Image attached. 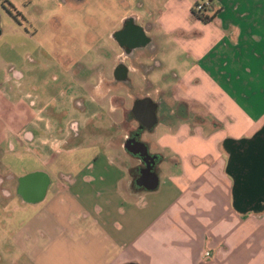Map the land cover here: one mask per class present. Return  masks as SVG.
Returning <instances> with one entry per match:
<instances>
[{
    "label": "crops",
    "instance_id": "0c3cea01",
    "mask_svg": "<svg viewBox=\"0 0 264 264\" xmlns=\"http://www.w3.org/2000/svg\"><path fill=\"white\" fill-rule=\"evenodd\" d=\"M52 1L45 0L47 6ZM131 1L130 11L153 44L145 59L136 58L152 66L150 95L168 97L174 89L175 100L190 104L194 114L176 116L167 102L162 130L141 134L149 153L161 158L154 190L130 188V169L140 164L123 147L125 130L80 167L69 160L68 173L51 167L79 150L70 145L85 120L66 116L64 88L45 101L32 96L27 88L34 77L16 67L23 60L14 52L17 40L35 45L34 28H26L21 15L32 22L29 9L37 0H0V165L8 150L19 155L25 147L37 163L29 174H38L26 183L14 178L13 190L0 174V198L7 199L0 200V211L20 197L22 210L32 212L17 236L21 257L25 264H264V206H234V185L241 200L259 199L242 188L255 184L248 176L254 165L240 155L264 127V0H209L201 13L194 5L202 0ZM8 36L15 40L11 46ZM161 40L178 52L171 66ZM52 43L53 64L64 79L65 40ZM90 50L97 53L99 45ZM156 68L162 74L153 79ZM83 70L70 80L90 101H107L111 125L123 123L126 108L110 91L119 85L88 83L104 75L98 64L88 70H94L92 80Z\"/></svg>",
    "mask_w": 264,
    "mask_h": 264
},
{
    "label": "rangeland",
    "instance_id": "374dc122",
    "mask_svg": "<svg viewBox=\"0 0 264 264\" xmlns=\"http://www.w3.org/2000/svg\"><path fill=\"white\" fill-rule=\"evenodd\" d=\"M125 5L127 9L129 7H134V3L131 0H124ZM139 2H137V5ZM57 7L60 5L64 7L63 2H59L56 0ZM47 3H44L43 7H46ZM50 6V5H49ZM42 8V7H41ZM139 9V8H138ZM126 9L123 8V6L120 8V11H125ZM29 11H31V14H34V8H30ZM41 22H44V18L41 19ZM40 22V23H41ZM24 26L28 29H32L30 22H22ZM39 23V24H40ZM68 23L70 25H76L74 21L68 20ZM46 24L44 23V26H42L43 29H45ZM82 28V26H80ZM104 28V27H103ZM109 29V28H108ZM107 30V27L104 28V31ZM8 46H11V44L15 41L12 37H6ZM36 42L38 43L39 48L42 52H45L44 50H48L49 48V42L47 41V38H42L39 36H36L35 38V45L34 43L30 42L28 39L19 38L17 40V44L15 47V54H18V60H22V65L18 64L19 66H16L24 75L25 78L28 76L34 77V81L29 82V87L27 88L28 91L31 93L32 96L36 95L38 99L41 101H45L48 98H51L53 94L59 90V89H66L67 94L66 96H62L67 101L66 104V116H68V119H74L79 122L82 120H85L82 125H79V138L75 139L73 141L74 144L70 146H77L79 147V150L76 151L74 154L67 157L66 159L63 158V156L58 157L57 161L53 166H51L53 169H56L57 171H60L62 173H68V160L73 164L74 167H80L82 164H85L91 157L94 156L97 150L104 148V144L109 140H114L118 135H121V130H125V132L128 130V128H134L136 126V122L127 119L126 114L124 115V122L120 124H114L112 123V118L110 116L109 111V104L96 101H90V96L87 95L84 90L72 79L73 73L76 71L75 66L79 64L83 65V72L87 71L92 67V65H102V55L99 53H96V51H90V48L92 45L98 44L100 51L102 49H113L118 50L119 48L115 45L114 41L110 38L104 40V41H93V42H85L83 40H73L72 38H68V50H82L84 53V56H74L75 51L72 54V57L68 54V87L66 85V78L63 79V75H61V72H59V67H56L54 64H50L49 60L52 59V55L49 56V53L46 54V60H43L39 53H37L36 50ZM165 46L166 48L164 50H168L170 57V66L174 63H176V59L178 56L177 50L174 49V46H169L167 48V45H165L162 40L160 41V45ZM44 49V50H43ZM9 52H13V50L10 49ZM48 52V51H47ZM102 54L104 55V52L102 51ZM159 58L162 59V52L159 53ZM72 61V63H71ZM73 61H76L78 63L73 64ZM115 61L114 57H105L104 59V76L108 79H112V66L113 62ZM127 62V61H126ZM26 66L32 67L33 72L30 70H25L21 67ZM136 70V69H133ZM94 71V70H93ZM93 71L88 72L89 74ZM138 71V69H137ZM154 78L159 77V75L162 74V70H158L156 68L154 72ZM92 75V80L95 78V75ZM139 72L134 73L131 72V69H129V78L133 81L134 84H136L137 88H132L129 86L128 83L122 82L115 85H110L109 87H114L119 85L115 88H110V91H114L115 98L114 101L119 103V108L122 110L123 107H125L127 110L131 106L132 97H135L137 95L141 94L142 89V80L139 76ZM74 77V76H73ZM56 78V79H55ZM99 79V78H98ZM168 79L171 81V76L168 77ZM156 81L154 80V83ZM66 86V87H65ZM71 97L75 98L74 103L70 100ZM152 98H155V95H151ZM62 99V98H60ZM81 103L82 106L80 107L78 104ZM75 104L77 106H75ZM125 109L126 113L128 111ZM121 110L120 114H121ZM195 110V109H193ZM115 117L119 118L118 114H115ZM162 120V116L159 118ZM79 124V123H78ZM161 122L159 121L152 131H158L162 130ZM101 132L98 134V132ZM97 132V133H96ZM120 138V136H119ZM17 153V152H16ZM18 154L12 153L8 150L7 153H5L3 157V161L0 165V174L3 177H7L8 179V185L9 190H13L14 188V182L15 179H22L26 177L31 169L37 166L36 161L32 158V154L29 150H27L25 147L19 148ZM66 164V167L63 166V169L61 168L58 170L60 165ZM33 171V170H32ZM27 172V174H22ZM59 173V172H57ZM161 177V173H160ZM14 194V192H13ZM1 202L7 201L5 198H0ZM20 197H17L15 203L10 202L9 209L5 211H0V264H25L26 260L21 257V251L18 248L17 245V236L19 231L21 230V227L23 223L30 218L31 211L30 210H22L23 202L20 201ZM10 201V200H9ZM14 204L19 206V210L15 211L13 210Z\"/></svg>",
    "mask_w": 264,
    "mask_h": 264
},
{
    "label": "flooded vegetation",
    "instance_id": "af4514ba",
    "mask_svg": "<svg viewBox=\"0 0 264 264\" xmlns=\"http://www.w3.org/2000/svg\"><path fill=\"white\" fill-rule=\"evenodd\" d=\"M64 3V7L58 6L56 0L50 2V6L43 7L45 0H37V3L34 6L33 20L27 18L25 15H21L22 22H30L34 28L35 36L42 38H47V41L50 43L48 50L42 52L39 48V53L43 60H46V54L49 53L51 56V49L54 41L65 40V70H66V85L68 87V54L72 57L75 50H68V38L73 40H83L85 44L93 41H104L108 38L112 39L115 45L119 48L118 50L113 49H102L97 51L99 55H102V65H98V68L101 69V74L104 71V59L105 57H114L115 61L112 66V79L106 78L104 75H100L99 79H94L88 81V83L97 84L102 87H109L110 85H115L118 83H128L130 87L137 88L136 84L129 78V69L130 66L136 67L139 72V76L142 82L141 94L135 97H132L131 106L128 109L126 115L127 119L134 120L136 122L135 128H128L127 138H136L139 141L141 140V134L150 129L142 128L140 129V123L135 119L134 113L132 112L133 103L138 98L151 97L150 95V84L147 79V74L152 68L151 65L145 64L144 60L140 63L136 62L137 55L142 59H145V55L149 53L152 49L153 44L152 40L148 37L142 35L144 32L145 26L137 23V17L134 13L127 9L124 0H57ZM123 6L125 11H120V8ZM42 7V8H41ZM44 18V22H41V19ZM68 20H72L76 25H70ZM41 22V23H40ZM40 23V24H39ZM46 24L45 29L42 28ZM50 26V27H49ZM82 26V28L80 27ZM107 27V30L104 31V28ZM109 28V29H108ZM40 47V46H39ZM48 51V52H47ZM92 51V50H90ZM104 52V55L102 54ZM86 51L76 50L74 56H84ZM45 56V57H44ZM51 61V62H50ZM127 61V62H126ZM50 64H53V57L49 60ZM72 63V61H71ZM78 62L73 61V64ZM84 66L80 64L75 66L77 73ZM172 89L170 96L165 97L166 95L163 92H159L155 98H152L157 104V123L160 121V116L162 118L166 116L165 111L169 108L167 102H172L175 107L176 116H187L193 118L192 107L190 104H187L184 101L179 99L175 100V92ZM173 106V105H172ZM156 123V124H157ZM155 124V125H156ZM74 123L71 122L70 126L73 128ZM154 125V126H155ZM144 142V141H143ZM146 143V142H145ZM243 153H241L240 158L242 157L245 164L252 163L251 157L259 158V155L264 152V127L259 130L252 138H250L246 145H244ZM153 154V153H151ZM238 154L233 152L232 158L236 159ZM140 170L145 166V161L138 156ZM149 161V160H148ZM161 161L160 157L155 159V170H157L158 165ZM233 161V162H234ZM246 185V184H245ZM242 186V188L251 189L253 185ZM257 193H246L249 197L257 196V200H241L239 204L241 206H264V185L261 186Z\"/></svg>",
    "mask_w": 264,
    "mask_h": 264
},
{
    "label": "water",
    "instance_id": "95a60500",
    "mask_svg": "<svg viewBox=\"0 0 264 264\" xmlns=\"http://www.w3.org/2000/svg\"><path fill=\"white\" fill-rule=\"evenodd\" d=\"M142 35L146 37L143 31ZM157 107L158 104L151 97L138 98L134 101L132 112L134 113L135 119L140 123V129H150L154 127V125L157 123ZM123 147L129 153L138 155L146 162L145 166L139 170V175L135 179V184L138 187L144 188L146 190L156 189L159 183L158 173L155 170V159L157 156L150 154L147 145L134 137L126 138L123 142ZM250 159L253 161L252 163L254 166L252 167V170H250L248 176L255 182V184L251 187V189L246 188V190L251 193H257L259 191L258 189L264 185L258 184L261 182V177L264 175V152L259 155V158L254 156ZM36 176H38V174H28L26 177L22 178L21 181L26 183L34 180ZM236 191L237 190L234 185V206L239 209L238 207L241 199L236 196V194H238Z\"/></svg>",
    "mask_w": 264,
    "mask_h": 264
},
{
    "label": "built area",
    "instance_id": "2783aa9c",
    "mask_svg": "<svg viewBox=\"0 0 264 264\" xmlns=\"http://www.w3.org/2000/svg\"><path fill=\"white\" fill-rule=\"evenodd\" d=\"M208 7H210V1L209 0H202L197 2L194 5V10L198 13L204 12ZM204 257L208 258L209 257V252L205 251L204 252Z\"/></svg>",
    "mask_w": 264,
    "mask_h": 264
},
{
    "label": "trees",
    "instance_id": "16d2710c",
    "mask_svg": "<svg viewBox=\"0 0 264 264\" xmlns=\"http://www.w3.org/2000/svg\"><path fill=\"white\" fill-rule=\"evenodd\" d=\"M15 17V16H14ZM202 20H205L206 18L205 17H202L201 18ZM139 175V169L138 168H131L130 169V177H131V183H130V188L132 190H143V188L141 187H138L136 184H135V179L138 177Z\"/></svg>",
    "mask_w": 264,
    "mask_h": 264
}]
</instances>
